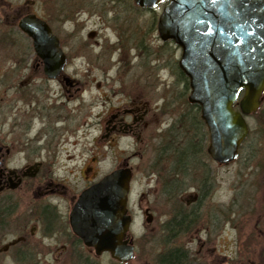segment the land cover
Masks as SVG:
<instances>
[{"label":"flooded vegetation","instance_id":"flooded-vegetation-1","mask_svg":"<svg viewBox=\"0 0 264 264\" xmlns=\"http://www.w3.org/2000/svg\"><path fill=\"white\" fill-rule=\"evenodd\" d=\"M51 4V9L46 7L37 12L29 2L0 0V64H3L0 70V264H51L46 259L51 256L57 257L52 264H59L65 256L71 264H89L91 258L94 261L97 258L94 251L72 233L69 224L71 210L80 194L104 176L95 173L94 162H88L95 160L90 156L81 168L73 166L75 160L90 153L84 148L90 115L83 94L88 93L90 81L94 80L91 74L76 71L73 60L84 64L86 59L74 58L73 54L76 48L90 49L94 60L106 61L104 50L100 52L99 45L88 43L93 31L89 32L87 27L90 17L97 14L98 20L91 23L94 29L99 33L109 27L104 19V0H50ZM97 4L99 11L95 8ZM31 17L42 21L49 31L48 37L55 39V42H43L45 48L40 52L19 26ZM116 39L113 47L119 48L117 35ZM143 39L140 51L132 57L134 63L129 62L136 63L134 69L142 72H128L123 79L122 73L114 74L113 79L104 73L105 82L95 85L96 89H102L110 81L120 96L115 106H109L97 117L96 149L116 151L115 169L129 168V195L134 172L141 166L142 171L154 179L156 192L160 189L181 192L185 188L204 192L211 183L206 176L202 185L199 177L202 166L207 173V162L200 161L199 154L188 155L195 161L180 165L195 166V170L172 176L170 167L175 163L170 162V157L177 155L168 152L171 129L168 113L161 112V105L154 108L153 104L134 98L131 88H127L133 76L139 81L135 87L143 92L139 97L165 95L177 86L185 87L174 74L165 80L158 72L163 70L161 54L168 55L171 43L158 40V51L153 53L152 43L147 42L145 36ZM52 43L58 47L55 52L48 49ZM125 49L123 47L122 51ZM48 64H53L52 72ZM170 81L173 86L169 88ZM251 133L249 129L242 146ZM123 145L130 151L128 160L137 162L135 166L130 167L123 159L124 152H120L121 148L125 150ZM261 165L258 179L264 188V159ZM247 198H252L249 191ZM192 201L184 202V209L196 214V209L191 207H197V197ZM142 211L144 216H151L152 222L151 208L144 207ZM177 214L175 211L168 223H175ZM128 215L134 225L135 216L129 208ZM259 237L251 249L246 246L245 253L250 258L256 257L258 264H264V231H259ZM191 261L202 264L195 258Z\"/></svg>","mask_w":264,"mask_h":264},{"label":"water","instance_id":"water-1","mask_svg":"<svg viewBox=\"0 0 264 264\" xmlns=\"http://www.w3.org/2000/svg\"><path fill=\"white\" fill-rule=\"evenodd\" d=\"M131 1L147 10L166 3L157 34L179 49L178 69L189 86L187 102L198 107L208 134L206 152L220 166L233 162L249 132L246 118L258 110L264 92V0ZM19 26L37 52L45 48L43 42H55L34 17ZM48 49L58 47L52 43ZM52 66L47 65L49 72ZM130 179L128 168L113 170L84 190L71 210L72 233L96 257L108 254L127 263L134 256L128 235ZM145 216L149 224L151 216Z\"/></svg>","mask_w":264,"mask_h":264},{"label":"rangeland","instance_id":"rangeland-1","mask_svg":"<svg viewBox=\"0 0 264 264\" xmlns=\"http://www.w3.org/2000/svg\"><path fill=\"white\" fill-rule=\"evenodd\" d=\"M15 1L32 3L34 4L33 9L37 12H42V9L46 7L47 9L52 8L50 0H39L41 4L38 3V0ZM103 6L105 7V5ZM111 6L113 5L107 3V8ZM159 11L157 9L154 14L158 15ZM95 13L97 14L98 12ZM94 16L96 17H90V25L88 24L87 27L89 32L93 31L88 43L90 45H99L101 47L99 51L102 52L103 49L105 52V58L103 57V59H106V61L99 62L94 60L93 54L89 51L90 49L81 51V49L76 48L73 54L74 58L82 56L86 59V62L83 60L84 64L78 59L73 60L76 71L89 73L94 79L90 81L88 93L83 94V98L89 107L90 115V127L86 131L88 136L87 143L84 141V148L89 149L90 153L82 156L79 160H75L73 166L77 169L81 168L82 163L89 160L90 156L95 161L90 160L88 162H94L95 173L102 177L116 168L115 157H117V153L116 151L112 153L108 150L104 152L102 149H96L94 140L98 135V128L95 124L101 111H105L109 106H115L120 101V96L116 87L112 86L114 84L110 81L107 82V85L102 83L104 85L102 89L101 87L96 89L95 85L105 82L102 78L104 73L109 74L110 78L113 79L116 73H122V78L128 72H142V70L134 69L136 68L134 67L136 63L134 65L129 64V62L134 63L132 57L137 55V50L132 47L133 44L130 42L126 46L124 44L126 48L124 51L119 49L120 46L119 48L113 47L117 41V32L114 33L108 28L105 32L101 31L98 33L97 29H94V25H91L95 19L98 20V14ZM131 17L133 26L139 28L138 32L143 33L147 42L152 43L153 53L158 51L157 48L160 45L158 40L160 39L156 32H150V28H148L153 21L152 14L141 11V13L139 12L136 16ZM107 26H109L108 23ZM119 27L117 26V28ZM170 48L173 50L172 52ZM169 50V53L173 55L174 61H178L180 52L177 47L171 43ZM168 56L169 54H161L162 61H165L162 63L163 65L166 64ZM152 64L155 66V63ZM2 66L3 64H0V70ZM162 68V71H158L161 74L160 76L165 80L169 77L171 79L172 73L169 68ZM136 81L138 80H135L133 76L128 81L131 84H127V88H131L130 93L135 94L134 98H139L144 102L147 101L149 105L153 104L154 108L162 104L164 95H154L146 98L139 97L143 92L140 88L137 89L135 87ZM171 83L170 81L169 88L173 86V83ZM122 92L125 93L126 91L122 88ZM123 99L121 98V100ZM261 100L258 111L246 119L248 128L252 133L239 152V157L234 162L222 166L209 159L206 160L207 173H205L211 184L204 191L206 196L203 202H197V207H191L196 209V215L188 233H182L177 227L174 230H169L171 223L168 222L176 211V207L174 208L172 202L162 195L164 189L155 191L154 179L146 175L142 171L141 166L134 172L132 192L128 196L127 201L128 208L132 211L136 220V223L131 225L128 232L134 242V257L127 263H116L110 259L108 254H103L99 258H95V262L97 264H157L159 257L168 250L185 248L188 250L189 255L193 256L191 257L192 259H198L202 264H258L256 257L250 258L245 253V248L248 246L251 249L252 245L260 240L259 231H264V224H262L264 221V188L259 184L261 177L258 174L259 169L263 167L261 160L264 159V93ZM257 131L259 132L258 134ZM259 134H261V137ZM258 135L259 139H257ZM81 143H83V140ZM124 148L125 150L121 148L120 151L124 152L123 159L127 160L130 167L132 165L135 166L137 162L128 160L131 154L126 147ZM199 178H201V174ZM200 180L203 179L201 178ZM249 187H252L253 190H249ZM248 191L252 196L250 200L247 198ZM194 196L198 199V190L191 191L186 188L178 195V200L182 201V203H186V201L193 202ZM144 207L151 208L153 212V220L150 224L145 222V216L142 211ZM186 212L191 213L188 209ZM253 237L255 238L253 239ZM46 259L48 260L47 263L52 264L55 263L57 257L51 256ZM59 264H71V262L65 256L59 260Z\"/></svg>","mask_w":264,"mask_h":264},{"label":"trees","instance_id":"trees-1","mask_svg":"<svg viewBox=\"0 0 264 264\" xmlns=\"http://www.w3.org/2000/svg\"><path fill=\"white\" fill-rule=\"evenodd\" d=\"M106 3V4H105ZM107 3L113 5L107 8ZM105 5V15L106 24H109V29L117 34L119 38L120 48L122 49L130 42L132 47L140 51V47L144 44V35L138 32L139 28L133 26L132 17L136 16L141 10L137 8L131 0H104ZM96 10L99 11L98 4L96 5ZM134 11V12H133ZM152 14V23L148 27L150 32H156L157 14L154 11H150ZM107 17L109 20H107ZM117 26H120L117 28ZM117 30V31H116ZM129 43V44H130ZM171 47V45H170ZM169 49V47H168ZM171 52L173 51L170 48ZM168 50V51H170ZM168 60L166 64H162L165 61L160 60L162 67H168L172 74H174L180 83L184 82L185 87L173 88L166 95L162 97V110L163 113H168L169 120L171 121L170 136L168 139V152L170 154H176L177 157H170V162H174L175 165L170 167L172 176L181 175L185 171L195 170V166L183 167L180 165L181 162H193L194 157H189L188 155H200V161L205 162L208 160L206 155L207 146V131L200 119L199 109L195 105H190L187 102V96L189 93L187 80L184 75L179 71L177 67V61H174L172 53H168ZM157 56V55H155ZM159 58V57H158ZM244 146V145H243ZM242 146V147H243ZM241 147V149H242ZM240 149V151H241ZM160 152L162 150L160 149ZM182 154H186L182 157ZM201 178L204 179L207 175L205 173V167H201ZM167 176V175H166ZM203 185V180L202 183ZM196 188H199L198 184ZM186 189V188H185ZM183 192V191H181ZM180 190L174 191L171 189H165L162 195L169 199L174 208L176 207V212L179 213L177 221L171 223L169 230H174L177 227L182 233H188L189 227L194 223V216L196 214L186 212L184 209V204L178 200V195H180ZM206 194L204 192H199L198 203H202ZM173 232V231H172ZM89 264H97L92 258ZM157 264H193L189 253L183 248L170 249L164 254H162Z\"/></svg>","mask_w":264,"mask_h":264}]
</instances>
